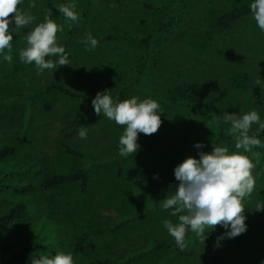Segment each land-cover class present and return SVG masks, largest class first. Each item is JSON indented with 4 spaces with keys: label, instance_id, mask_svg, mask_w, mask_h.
<instances>
[{
    "label": "rangeland",
    "instance_id": "374dc122",
    "mask_svg": "<svg viewBox=\"0 0 264 264\" xmlns=\"http://www.w3.org/2000/svg\"><path fill=\"white\" fill-rule=\"evenodd\" d=\"M174 0H80L86 13L78 14L70 45L67 50L70 64L58 67L54 72L45 70L37 75L35 63L21 61L7 75L0 70V148L27 134L30 144L20 145L17 153L0 163V173L29 170L30 176L17 173L18 180L34 181L36 189L28 194H17L0 190V216L19 202H26L28 214L0 232V264L5 262L24 244L28 235L36 236L43 245L42 255L53 257L57 252H71L74 264H90L96 258L113 259L122 254L145 251L155 241L171 242L162 221L177 222L171 210L161 209L158 213L128 223L117 232L103 231L92 235L83 249L76 250L77 239L86 224L98 221H112L122 215L139 212L142 201L136 189L155 196L170 193L178 186L175 167L191 156L197 147V139L170 144L164 129L180 134L197 132L196 118L182 105L172 102L191 91V102L200 115L211 119L214 107L222 116L226 112L239 113L256 110L264 120V110L255 102L248 90L231 85V77L250 73L253 82L259 77L264 80V31L248 15L228 29L215 25V18L223 12L254 0H186L181 10V20L162 32L158 49L153 58L156 66H146L144 74L132 83L127 73L107 68L101 63L111 62L122 68L137 65L149 45L145 38L156 37V30L150 23L162 21L170 8L150 9L148 5H161ZM30 9L35 16L32 27L44 21L48 9L52 19L64 15L57 5H68L70 0H23L18 7ZM12 27L14 29L15 22ZM28 28L14 29L19 46L26 40ZM61 31L57 32L58 35ZM91 32L98 40V46L86 51L84 39ZM120 32L119 38L107 35ZM18 33V34H17ZM53 59H56L55 57ZM61 83L80 91L92 99L91 90L112 89L126 85V98L156 100L164 109L162 124L156 133H138V143L150 140L154 143L138 149L132 156L118 161L92 165L89 170V186L82 192L79 183L62 185L45 190L42 180L49 175L70 173L85 166L86 160L66 152L64 142L71 147L93 155L119 152V139L126 125H118L101 113L88 112L84 117L87 138L80 139L79 131L65 139L63 130L72 123L80 110H87L89 103L58 91L42 93L31 101L28 94L45 86ZM256 84V83H255ZM264 95V89L256 85ZM224 123V122H223ZM229 128V124L224 123ZM253 125L252 128H257ZM264 142V139H261ZM213 144L226 147L223 139L209 142L206 152L213 150ZM263 147L254 148L260 152ZM242 151V150H240ZM250 159L257 158L248 153ZM256 185L247 198V230L234 237L217 238L227 230L207 233L205 239L198 236L194 253L189 257L174 255L173 248L152 250L137 256L129 264H264V257L256 251L239 247L238 239L261 243L264 249V210H256L255 204L264 201V178L253 168ZM192 231L185 234L187 240Z\"/></svg>",
    "mask_w": 264,
    "mask_h": 264
},
{
    "label": "clouds",
    "instance_id": "9594fccd",
    "mask_svg": "<svg viewBox=\"0 0 264 264\" xmlns=\"http://www.w3.org/2000/svg\"><path fill=\"white\" fill-rule=\"evenodd\" d=\"M22 4L23 0H0V52L5 49L11 51L13 34L9 27L14 21V29H29L26 34L27 46L19 52V57L22 63L34 62L37 75L45 70L54 72L58 67L70 64L64 46L57 44L56 34L63 28L52 19V10L48 9L44 21L32 27L35 16L30 9L36 5L30 3L26 10L18 7ZM249 7L259 29L264 31V0H254ZM75 8V4L56 6L59 13L74 23L80 19ZM84 43L86 51L91 52L99 42L89 32ZM3 59L11 62L12 56L5 54ZM255 83L264 89V80L258 77ZM92 105L97 115L102 113L110 121L126 125L119 139V153L124 157L133 156L138 151V133L151 135L162 124L160 113L164 109L153 99L140 100L132 96L120 101L105 89L96 93ZM223 122L230 125L225 134L236 136L237 151L230 152L227 147L213 144V150L201 151L199 158L188 156L175 167L178 186L162 203L163 209L171 210V215L177 217L176 223L167 219L162 223L181 250L186 247L185 234L188 231L195 232L204 241L206 227L213 229L221 225L227 231L217 238L219 242L225 236L234 238L247 230L244 212L247 198L256 185L252 171L255 165L247 154L259 157L260 154L253 149L264 147V142L258 138L264 132V120L256 110H252L238 114L226 112ZM254 124L258 127L251 132ZM78 135L80 139H86L87 130L80 129ZM195 147L201 148L202 144L197 142ZM254 207L264 210V201H258ZM31 264H74V259L71 252H57L53 257L41 255Z\"/></svg>",
    "mask_w": 264,
    "mask_h": 264
},
{
    "label": "trees",
    "instance_id": "16d2710c",
    "mask_svg": "<svg viewBox=\"0 0 264 264\" xmlns=\"http://www.w3.org/2000/svg\"><path fill=\"white\" fill-rule=\"evenodd\" d=\"M186 0H174L171 3H164L161 5H148L150 9H160V8H170V13L162 21L156 23H150L156 30V37L145 38L143 41L149 45L146 54L140 58L137 65L132 68H122L119 65L111 62H104L101 65L111 68L114 70H120L127 73L129 80L132 83L136 82L141 75L144 74L146 66H156L157 61L153 58L155 51L159 46V39L162 32L168 31V29L181 20V10L185 6ZM69 4H75L76 8L74 11L77 14L86 13V8L81 7L80 0H70ZM251 3H245L240 6H236L229 11L223 12L215 18V25L222 29L230 28L234 23L239 22L248 15L251 14V9L249 7ZM58 26H62L63 30L59 33L57 44L62 45L67 52L70 40L74 29L76 28L77 22H72L67 19L65 16L55 21ZM9 31L13 34V41L11 43V51L5 49L4 52H0V70L7 75L9 71L15 67L20 62L19 52L27 46V41L23 45L19 46L16 41V33L10 24ZM126 34L116 32L114 34L107 35V38H119ZM5 54H10L12 56V61L7 62L3 59ZM47 59V58H46ZM231 85L240 90H248L253 94L256 104L264 110V95L258 89L256 84L253 82V78L250 73H243L241 75H236L231 77ZM91 90L96 95L98 91H103L105 89H98L92 87ZM111 95L118 100H126V85H120L112 89ZM58 91L66 96L74 97L81 101H87L89 103L87 110H80L72 123L68 125L63 130V136L65 139H68L80 129L84 128V117L85 115L93 111L92 99L88 98L84 93L77 91L65 84L54 83L48 86H45L41 89H37L28 94V98L33 101L35 96L42 94ZM176 104L182 105L186 108L197 120L199 124V130L197 132H189L188 134H180L171 129H164L166 133V138L172 141L170 144H176L180 141H187L190 139H197L201 144V148H196L191 156L199 158V153L201 151L206 152L209 142L214 139H223L226 142V147L230 152L237 151L235 148L236 136L231 134H225L226 127H224L222 116L217 108L214 107L213 116L211 119H205L202 117L191 102V91H187L184 96L177 100H172ZM5 101L0 100V105L4 104ZM256 128H252L251 132H255ZM250 132V134H251ZM259 139H264V132H261L258 136ZM30 140L27 137L26 133H23L18 139L17 143H7L0 148V163L6 161L7 159L14 156L20 145L30 144ZM154 142L150 140H142L138 144L140 145L139 149L147 148L152 145ZM64 147L67 153L72 154L76 157L86 160L88 166H85L81 169H78L70 173H58L46 176L42 182L41 187L45 190H51L62 185L79 183L82 192H86L89 186V170L92 165L110 163L118 161L123 156L119 152L116 153H106L105 155H93L86 153L80 150H77L71 147L68 143L64 142ZM259 157L255 161V167L258 175L264 178V147L259 152ZM29 170H35L34 168L30 169L27 167H21L18 170H8L6 172L0 173V190H8L17 194H28L36 189V184L34 181H25L22 182L17 179V173L24 175L25 177L30 176ZM170 193H161L155 196H150L144 194L140 190L136 189V195L141 198L142 205L139 212L122 215L112 221H98L90 224H86L77 239L76 250L80 251L84 248L88 239L95 234L101 233L103 231L117 232L120 228L125 226L128 223L136 222L137 220L148 217L158 213L162 209V203L167 196L171 195ZM28 214V205L26 202H19L13 205L8 209L3 215L0 216V232L8 228L11 224L19 220ZM223 226L217 225L215 228H207L205 231L211 234L214 232L221 231ZM198 236L195 232H192L190 237L185 240L186 247L181 250L175 241L166 242V241H155L151 247L145 251H136L131 254H122L113 259H100L96 258L90 261V264H129L137 256L147 254L152 250H161L166 248H173L174 255L180 257H189L194 253V246L197 243ZM237 246L244 247L249 250L256 251L261 257H264V249L261 246V243L253 242L246 239H238L236 241ZM43 245L37 240L36 236L30 234L27 236L23 246L16 251L6 262L5 264H31L32 260L38 259L42 253ZM264 263V262H263Z\"/></svg>",
    "mask_w": 264,
    "mask_h": 264
}]
</instances>
